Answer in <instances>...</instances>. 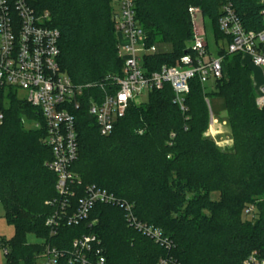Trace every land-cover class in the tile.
I'll list each match as a JSON object with an SVG mask.
<instances>
[{
    "label": "trees",
    "instance_id": "16d2710c",
    "mask_svg": "<svg viewBox=\"0 0 264 264\" xmlns=\"http://www.w3.org/2000/svg\"><path fill=\"white\" fill-rule=\"evenodd\" d=\"M30 1L36 11H47L49 24L60 30V61L73 82L107 84L108 76L122 75L113 0ZM226 4L247 30L264 27L257 0H135L147 46L172 47L142 55L147 73L179 64L185 55L195 58L198 26L191 9L213 20L217 55L224 60L214 90L207 91L198 77L191 79L182 111L171 85L152 89L147 101L129 103L109 135L100 133L87 102L77 112L78 150L71 170L81 185L70 197L71 212L84 186L95 184L130 202L139 220L161 228L170 249L129 226L122 208L101 203L86 221L63 223L50 238L45 220L63 200L55 188L57 175L47 165L52 152L43 128L24 126V117L42 122L40 110L10 92L1 98L7 103L0 132V203L14 227L10 239H0L8 264H36L48 244L69 250L74 239L89 233L101 238L109 264H156L167 255L181 264H242L254 251L264 258V104L256 102L248 59L227 50L230 38L219 27ZM213 94L225 100L233 139L229 148L205 135ZM30 233L42 241L29 243ZM59 264L69 263L62 257Z\"/></svg>",
    "mask_w": 264,
    "mask_h": 264
},
{
    "label": "built area",
    "instance_id": "2783aa9c",
    "mask_svg": "<svg viewBox=\"0 0 264 264\" xmlns=\"http://www.w3.org/2000/svg\"><path fill=\"white\" fill-rule=\"evenodd\" d=\"M257 1L263 6L264 24V0ZM30 2L0 0V132L5 120L2 96L10 90H24L27 95L23 100L41 112L42 122L36 121V128L45 130L44 143L52 152L47 165L57 175L55 188L63 197L60 207L45 220L49 237L56 236L63 223L79 225L86 221L95 205L101 203L122 208L129 226L169 250L172 243L161 228L139 220L130 202L95 184L84 186V194L71 212L70 197L75 193L74 187L81 185V180L71 170L78 150L77 112L87 102V111L95 118L100 133L109 135L131 101L136 102L145 91L166 84L171 85L174 101L184 111L190 80L198 77L204 84L209 78H221L224 74L223 57L204 60L207 41L202 37V27H197L193 43L195 58L185 55L179 64L164 65L160 70L147 73L141 57L155 51L156 47L145 43V32L136 19L135 0H113V23L123 59L122 75L108 76L107 84H77L61 65L60 30L49 24L47 11H36ZM222 11L219 27L230 38L228 52L243 54L250 64L264 71V27L258 31L247 30L231 4L224 5ZM191 12L197 20L195 10L191 9ZM256 101L258 106L264 104V83L258 89ZM210 116L209 128L215 135L218 120L212 112ZM252 208H247L246 212ZM97 221L95 219L89 225ZM43 257L44 264H59L62 257H66L69 264H109L103 253L102 240L95 233L74 239L69 250H59L48 244ZM156 264L181 263L167 255L160 257ZM242 264H264V258L254 251Z\"/></svg>",
    "mask_w": 264,
    "mask_h": 264
},
{
    "label": "rangeland",
    "instance_id": "374dc122",
    "mask_svg": "<svg viewBox=\"0 0 264 264\" xmlns=\"http://www.w3.org/2000/svg\"><path fill=\"white\" fill-rule=\"evenodd\" d=\"M196 18H197L196 23L198 28L202 27L203 29L202 37L207 41L208 48H207V53L204 56V60L208 61L211 57L218 56L217 55L218 44L215 38L216 26L213 24V20L210 17L205 16L202 18L200 15H198L196 16ZM219 44L226 46V44L222 42H220ZM156 48L159 52H169L172 50V47L169 44H165V43H158L156 45ZM249 66L251 67L253 72L255 88L258 90L259 87L264 83V75L259 67H256L252 64H249ZM204 86L206 87L207 91L214 90L215 78H209L204 83ZM10 92L13 93L16 98L21 100L25 99L27 95V93L21 89L17 90V92L14 90H10L9 93ZM148 95L149 92L145 91L141 96L138 97L136 102L147 101ZM209 102H210L212 114L218 120V125H217L218 128H216L218 133L215 132V135H212V132L208 127V130L206 131L205 135L211 137L220 148L222 149L229 148L233 144V139L230 136L231 129L229 127V124L227 123V111H226L225 100L222 97L213 94L209 97ZM24 126L26 129H35L36 121L24 117ZM211 197L217 198L218 193H212ZM13 234H14V227L12 224L7 222L6 218L4 217V208L3 205L0 203V239L8 240L13 236ZM27 241L29 243H40L42 240L35 234L30 233L27 235ZM44 261H45L44 257L40 256L37 259L36 264H44ZM0 264H8L6 261L5 247L3 244L0 245ZM19 264H25V263L21 261Z\"/></svg>",
    "mask_w": 264,
    "mask_h": 264
},
{
    "label": "crops",
    "instance_id": "0c3cea01",
    "mask_svg": "<svg viewBox=\"0 0 264 264\" xmlns=\"http://www.w3.org/2000/svg\"><path fill=\"white\" fill-rule=\"evenodd\" d=\"M261 69V68H260ZM262 70V69H261ZM262 73H263V75H264V71L262 70Z\"/></svg>",
    "mask_w": 264,
    "mask_h": 264
}]
</instances>
